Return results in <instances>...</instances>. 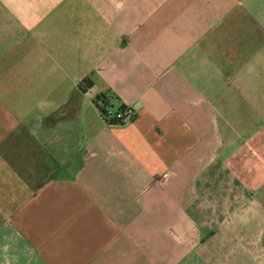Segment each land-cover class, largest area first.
Instances as JSON below:
<instances>
[{"label":"crops","instance_id":"obj_1","mask_svg":"<svg viewBox=\"0 0 264 264\" xmlns=\"http://www.w3.org/2000/svg\"><path fill=\"white\" fill-rule=\"evenodd\" d=\"M0 264H264V0H0Z\"/></svg>","mask_w":264,"mask_h":264},{"label":"built area","instance_id":"obj_2","mask_svg":"<svg viewBox=\"0 0 264 264\" xmlns=\"http://www.w3.org/2000/svg\"><path fill=\"white\" fill-rule=\"evenodd\" d=\"M102 114L108 123L125 124L134 121L136 117V110L132 106L114 108L105 105Z\"/></svg>","mask_w":264,"mask_h":264},{"label":"trees","instance_id":"obj_3","mask_svg":"<svg viewBox=\"0 0 264 264\" xmlns=\"http://www.w3.org/2000/svg\"><path fill=\"white\" fill-rule=\"evenodd\" d=\"M88 85H91L92 84V81L89 79V78H86L84 80ZM101 99L103 100V104H107V101H106V96H101ZM104 105L103 106H99L101 111H104ZM108 105V104H107Z\"/></svg>","mask_w":264,"mask_h":264}]
</instances>
